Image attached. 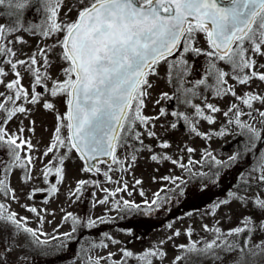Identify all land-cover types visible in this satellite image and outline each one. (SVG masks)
Returning a JSON list of instances; mask_svg holds the SVG:
<instances>
[{
	"label": "snow or ice",
	"instance_id": "obj_1",
	"mask_svg": "<svg viewBox=\"0 0 264 264\" xmlns=\"http://www.w3.org/2000/svg\"><path fill=\"white\" fill-rule=\"evenodd\" d=\"M64 7L65 0H0V86L5 89L0 91V264H24L26 257L18 256L15 261L10 257L25 242L47 254L52 241H61L57 248L65 247L63 241H71L78 227L92 229L106 222L103 217L82 219L66 212L63 220L71 221L72 230L50 235L29 226L27 216L11 210V203L20 204V197L9 177L20 170L24 173L23 184L34 181L36 162L41 157L35 156V145L24 136L22 121L16 131L7 126L14 119L27 117L37 105L53 112L56 123L50 143L41 154L52 155L41 169L46 187L33 185L25 194L29 201L38 194L58 193V185L66 178L65 161L72 153L83 161L82 172L102 174L105 183L117 187H101L99 180L80 179L69 195L79 199L89 186L99 188L105 195L97 200L92 193L93 206L111 199L115 201L112 209L117 211L141 206L122 197L117 199L119 193L132 196V192L123 176L113 180L110 173L129 172L138 154L145 151L153 162H171L188 176L207 175L193 172L197 164L211 161L227 168L252 153L257 155L252 173L259 172L254 178L264 189V151H255L258 142H264V128L254 123L259 118L264 126V92L249 90L253 81L264 84V0H76L61 18ZM74 8L77 14L73 18L70 13ZM29 10L35 13L36 20L26 19ZM26 36H39L52 43L26 53ZM201 37L206 46H201ZM201 58L203 62L198 63ZM162 64L166 65L164 79L171 90L162 91L153 103L175 101L184 110L160 107L149 115L145 110L154 87L151 78L160 75ZM9 75L11 80L7 79ZM25 79L29 81L27 85ZM226 97L232 98L227 110L211 102ZM60 98L63 113L57 108ZM218 113L226 118L225 126L215 133L201 131L202 123L216 124ZM162 119L163 131L186 128L189 134L206 140L213 135L224 136L234 128L237 135L245 137L240 142L243 147L226 162L211 151H205L201 161L193 160L192 154L197 151L194 147L180 149L188 154L187 161L181 156L173 158L166 152L171 147L167 138L155 130ZM34 123L29 122V131H34ZM146 139L157 143H146ZM157 147L165 151L157 153ZM101 164L106 168L101 169ZM248 176L241 173L239 179L250 188ZM50 177L55 178L54 182ZM161 179L172 187L145 200L147 212L170 202L171 197L161 192L181 190L180 194H184V175L170 174ZM140 184L142 181L136 179L133 187ZM247 188L243 190L246 193ZM239 191H229L230 199L212 205L213 214L232 202L248 207L250 211L237 226L225 231L219 220L217 226L201 225L204 232L212 234L210 240L193 239V229L189 227L184 232L186 242L176 245L178 254L172 264H200L203 260L210 264H264V191L243 195ZM20 206L35 214L41 224L44 215L51 214L47 209H38L35 203ZM180 235L177 229L168 239ZM104 239L119 243L110 236ZM107 247L101 240L82 248L85 264H101L102 260L130 264L133 259L136 264H154L167 256L163 242L138 255L120 249L119 260L114 259L115 253L107 257L88 255Z\"/></svg>",
	"mask_w": 264,
	"mask_h": 264
},
{
	"label": "rangeland",
	"instance_id": "obj_2",
	"mask_svg": "<svg viewBox=\"0 0 264 264\" xmlns=\"http://www.w3.org/2000/svg\"><path fill=\"white\" fill-rule=\"evenodd\" d=\"M76 0H65V7L62 8L60 13L61 18H64V12L67 11L68 5H75ZM75 8L70 15L74 18L76 16ZM26 19L36 20L37 17L32 11L26 13ZM28 44L23 46L26 53L35 51L39 47L45 45L50 46L52 41L46 40L39 36H26ZM55 39V38H53ZM201 46L204 44L203 37H201ZM59 51V49H57ZM203 58L198 63H202ZM264 62V61H261ZM59 66V65H58ZM57 66V67H58ZM166 65L160 66V75L158 77H152L153 89L152 97L148 102V107L145 110L149 115L155 114L160 107L172 110L174 107L184 110L183 105L173 102L161 101L160 105H155L153 101L159 98L162 91H170L171 86L166 83L164 79V73ZM58 74V73H54ZM13 77L9 75L8 80ZM63 79V77H60ZM28 80H24V84H28ZM251 89L257 92H264V84L259 81H253ZM38 91L40 89H37ZM0 91L5 89L0 86ZM231 97H226L223 100L213 99L211 102L216 103L223 110H227ZM199 103V101H196ZM32 107V106H29ZM256 107H260L259 104ZM57 108L61 113L65 111L63 98L58 99ZM190 111V109H189ZM215 125H208L202 123L201 131H207L210 133L218 132L221 127H224L225 117L222 113H218ZM245 119H247L245 117ZM22 121L25 128L24 136L31 140L35 145V156L41 157L36 162V171L33 175L37 177L34 181L23 184L21 178L24 173L20 170H15L9 177L11 187L17 190V195L20 197V204H32L35 203L38 209H47L48 213L45 214L43 223L41 224L35 214H31L25 211L20 204L11 203V210L18 212L21 216H27L30 220V225L33 228H40L42 231L50 235H59L61 233L70 232L72 230L71 221L65 222L63 217L66 212H71L82 219L86 217H103L105 223L99 224L97 227L87 229L84 227H78L77 231L73 234L71 241H63L65 247H55L60 244L61 241H52L45 251H42L38 247L29 246L27 242L24 243L23 248L17 247L16 251L12 253L10 261H15L18 256L26 257L24 264H85V256L81 255V249L90 246V243H99L103 240L108 244L107 248L95 249L88 255L107 257L108 253H115L114 259H121L120 249H127L134 252V254H140L144 250L159 247L163 242V249L166 251V258L161 261H154V264H172L174 257L178 254L176 245L186 242V236L184 232L191 227L193 229V239L196 240H210L212 238L211 233H206L202 230L201 225L208 224L210 227L217 226V220L220 221V226L223 230H228L237 226L239 220L250 209L246 206H241L238 203L232 202L223 206L215 211L213 214L212 205L219 201L230 199L228 196L229 191L237 192L239 194H253L264 191L261 189L257 180L254 178L259 175V172L252 173V168L256 166L257 155L249 153L242 160L230 165L227 168L218 167L212 164L211 161L207 165L201 163L193 167V172L207 173L206 176L194 175L188 176L187 173H182L181 169L174 167L171 162H153L150 159L148 152H142L138 154L137 160L131 165L130 171L126 173L112 172L110 175L113 180H119L121 176L128 182L129 191L132 192V196H128L126 192L119 193L117 199L123 198L130 201H134L139 204L140 209L136 210H123L117 211L112 209V204L115 201L111 200L105 204H96L93 206V195L95 193V199H101L105 195L99 188L89 186L80 195L79 199L76 196H70L69 192L74 189L76 182L80 179H86L91 181L99 180L101 187L115 188L116 184L105 183L103 175H93L92 173H84L81 171L83 161H81L75 153L70 155V158L65 161L66 178L58 185L59 191L51 196L46 193L43 195L38 194L34 201L26 199V193L33 185L37 187H46L43 184L41 169L50 159L49 157H42L43 151L50 143V138L55 126V115L53 112L45 111L39 105L35 106L27 117H19L14 119L7 127L11 131H16L18 124ZM34 121L32 128L34 131H29V122ZM251 122V121H250ZM164 123L162 119L155 129L159 136L167 138V142L171 147L166 150L167 154L175 158L181 156L185 161L188 159V154L181 151V148L194 147L197 151L192 154V159L201 161L202 154L205 151H211L217 159L221 161H228L229 157L242 148L240 143L245 137L236 134L237 130H233L224 135H213L210 140L198 138L189 134L187 129H177L167 131L161 130L160 125ZM257 128H264L259 123V118L254 122ZM149 144H156L157 141L147 140ZM165 150L156 148V152L160 153ZM257 153L264 151V142H258V147L255 150ZM63 150H61V153ZM101 169H105L106 165H99ZM115 167V166H113ZM243 173L248 176L250 180V188H247L243 184V181L239 179V174ZM184 175L187 179V184L182 188L183 195L180 194L181 190L173 192H161V195H168L171 197L169 203L163 205L158 210L147 212L145 200L150 201L153 198V193L159 192L162 189L172 187V185L161 179L167 175ZM54 177H50V182H54ZM139 179L142 181L140 185H134V181ZM247 188V193L243 191ZM144 195L141 196L140 192ZM47 199L48 203L43 201ZM0 202H3V198L0 197ZM111 209V210H110ZM171 225V227H169ZM180 230L181 235L175 237L172 240L168 238L175 230ZM105 236H110L113 240L119 243H111L109 240H105ZM232 239H237L233 237ZM195 259V257L193 258ZM231 258H229L230 260ZM101 264H112L111 261L102 260ZM130 264H136L135 259L130 261ZM200 264H210V261L203 260ZM226 264L228 262L226 261Z\"/></svg>",
	"mask_w": 264,
	"mask_h": 264
},
{
	"label": "water",
	"instance_id": "obj_3",
	"mask_svg": "<svg viewBox=\"0 0 264 264\" xmlns=\"http://www.w3.org/2000/svg\"><path fill=\"white\" fill-rule=\"evenodd\" d=\"M106 159V158H105Z\"/></svg>",
	"mask_w": 264,
	"mask_h": 264
}]
</instances>
